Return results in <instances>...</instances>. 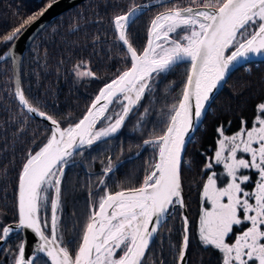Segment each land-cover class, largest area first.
<instances>
[{"label": "snow or ice", "instance_id": "snow-or-ice-1", "mask_svg": "<svg viewBox=\"0 0 264 264\" xmlns=\"http://www.w3.org/2000/svg\"><path fill=\"white\" fill-rule=\"evenodd\" d=\"M54 2L20 18L18 26L0 35V48L7 49L0 52V62L11 57L16 63L14 42ZM154 6L162 10L151 16L146 43L138 48L132 42V25ZM110 23L128 66L103 84L78 120L64 126L26 95L18 77L15 81L12 95L21 109L50 122V127L22 163L17 221L0 223V244L24 230H31L39 240L28 256L22 239L12 254V264H144L159 228L174 217L177 207L186 208L183 154L214 90L225 81L230 67L252 56H264V0H131ZM185 63L188 68L178 97L160 113L159 131L153 129L143 140L145 149L151 146L154 155L146 162L142 180L110 191L106 178L114 167L109 157L98 177L97 189L103 194L94 200L89 191L87 220L77 232L78 245L70 248L75 241L64 240L60 218L65 170L86 149L109 143L130 116L138 117L137 130L143 127L150 110L142 101L155 92L158 79ZM73 74L78 79H99L84 60L74 65ZM216 131V148L205 157L202 169L206 180L199 241L219 252L221 264H264V101L255 106L251 126L241 119L232 135L225 133L223 125ZM187 163L191 166V161ZM217 166L222 171H216ZM221 181L223 186L218 184ZM180 218V240L170 245V255L175 250L172 264H188L189 220L183 211Z\"/></svg>", "mask_w": 264, "mask_h": 264}, {"label": "trees", "instance_id": "trees-1", "mask_svg": "<svg viewBox=\"0 0 264 264\" xmlns=\"http://www.w3.org/2000/svg\"><path fill=\"white\" fill-rule=\"evenodd\" d=\"M147 1L150 0H135L136 3ZM49 2L0 0V35L10 32L18 26L20 18L38 12ZM130 3L131 0L83 1L50 22L27 49L21 64V87L41 110L62 121L64 126L81 118L103 84L118 70L128 66L123 59L124 49L115 41L110 21ZM158 10L162 9L154 6L132 25L134 46L139 48L146 43L148 22ZM5 50L0 48V52ZM81 60L90 62L99 79H78L73 74L74 65ZM187 68L186 63L181 64L165 78L157 80L155 92L142 101L143 106L150 110L143 127L137 130L138 117L130 116L109 143L101 142L86 149L65 170L60 218L64 225V240L75 241L69 245L70 248L78 245L77 232L87 220L89 191L93 192L94 200L103 194L97 189L98 177L108 165L109 157L113 166L121 162L106 178L110 191L119 190L118 185H137L142 180L148 167L146 162L154 155L151 146L140 151L143 140L149 138L148 133L153 129L159 131V115L178 97ZM14 91L12 63L7 60L0 63V223L3 225L17 221V184L22 163L28 151L44 140L50 127L45 121L22 110L12 95ZM262 101L264 61L237 68L213 100L202 126L188 145L182 169L190 223L188 264H221L219 252L202 246L197 233L202 185L206 180L202 169L205 157L211 156L216 148L219 138L216 129L223 125L225 133L232 135L239 130L241 119L251 126L255 106ZM187 161H191V166ZM215 170L222 171V166ZM218 183L223 185V181ZM180 213L181 209L177 207L174 217L160 228L146 253L144 264H153L160 259L172 264L175 250H171L170 255V245L178 244L180 240L183 224ZM21 240L22 233L19 232L4 244L0 251V264H12V254Z\"/></svg>", "mask_w": 264, "mask_h": 264}, {"label": "water", "instance_id": "water-1", "mask_svg": "<svg viewBox=\"0 0 264 264\" xmlns=\"http://www.w3.org/2000/svg\"><path fill=\"white\" fill-rule=\"evenodd\" d=\"M83 1H86V0H55V2L53 3V6L47 10V12L44 14V16L40 17L30 28H28V30L17 41L14 42L15 43V47L12 48V55H14L17 58L16 59V63L15 64L12 63L11 57H9L7 59V60H11V63H12L13 78H14V89H15V81H16L17 77L19 78L20 85H21V82H22V78H21V64H22V62L24 60V57H25L24 55L26 54V51L29 48L30 44L36 39V37L39 35V33L45 27H47V25L50 22H52L54 19H56L59 15L67 12L68 9H71L72 7L77 6L79 3L83 2ZM148 2H150V1L143 2V3H148ZM5 51H7V49ZM262 61H264V56H260V57L252 56L249 60H242L240 63L235 64L234 66L230 67V70L226 73L225 81L221 83V85L218 87V89L214 90V93L212 94V97H211L209 103L206 105V109L207 110L203 113L200 122L196 125L197 130L202 126L203 120H204V118L207 115L206 113L208 112V110L210 109L211 105L213 104V100L221 92V90L223 89V86L227 82V79L233 74V72L236 71L237 68L242 67V66H244V65H246L248 63H255V62H262ZM0 63H2V62H0ZM32 116L37 118V119H39V120L41 119V118L36 117L34 115H32ZM41 120L45 121L43 119H41ZM45 122L50 126V122H48V121H45ZM196 131H195V133H196ZM189 144H190V142H188L186 144V150H187ZM185 153H186V151H185ZM185 153L183 154V159H184ZM120 163L121 162H118V164L114 165L113 167L116 168ZM17 187H18V184H17ZM16 198H17V201H18V189H17ZM183 198H184V191H183ZM184 203H185V206H186L185 199H184ZM16 209H17V207H16ZM182 211L184 212L185 215H187L188 220H189V212L187 210V206H186L185 209H181V212ZM15 222L9 223L7 225L14 224ZM160 228H159V230H160ZM189 229H190V223H189ZM21 233H22V239L26 241V254L28 256H31V254L35 251V249H36V247H37V245L39 243L38 237H36L35 234L31 230H24V231H21ZM156 236L157 235L154 236V238L151 241L150 245L153 243V241H154ZM4 244L5 243L0 244V251H1V249H2ZM149 248H150V246H149ZM187 260H188V256H187Z\"/></svg>", "mask_w": 264, "mask_h": 264}, {"label": "rangeland", "instance_id": "rangeland-1", "mask_svg": "<svg viewBox=\"0 0 264 264\" xmlns=\"http://www.w3.org/2000/svg\"><path fill=\"white\" fill-rule=\"evenodd\" d=\"M125 123H126V122H125ZM121 130H122V129H121ZM121 130H120V131H121ZM120 131H119V132H120ZM119 132H118V133H119ZM114 137H115V136H114ZM143 147H144V146H143V144H142V147L140 148V151L142 150ZM140 151H139V152H140ZM72 164H73V163H72ZM70 165H71V164H70ZM218 184H219V183H218ZM219 186H223V185H222V184H221V185L219 184ZM249 187H251V186H249ZM201 197H202V196H201ZM201 200H202V198H201ZM205 207H210V205H205ZM201 208H202V206H201ZM201 208H200V214H201ZM200 214H199V218H200ZM197 223H198V227H199V219H198ZM197 233H198V229H197ZM3 246H4V245H3Z\"/></svg>", "mask_w": 264, "mask_h": 264}]
</instances>
